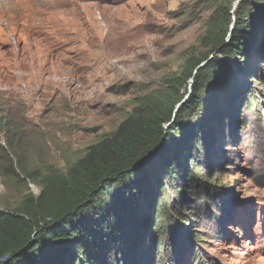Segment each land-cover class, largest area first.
Returning <instances> with one entry per match:
<instances>
[{
	"label": "rangeland",
	"instance_id": "1",
	"mask_svg": "<svg viewBox=\"0 0 264 264\" xmlns=\"http://www.w3.org/2000/svg\"><path fill=\"white\" fill-rule=\"evenodd\" d=\"M236 3L0 1V211H32L161 99L152 196L94 263L149 264L152 246V264H264V0ZM204 61L200 108L184 116Z\"/></svg>",
	"mask_w": 264,
	"mask_h": 264
},
{
	"label": "trees",
	"instance_id": "2",
	"mask_svg": "<svg viewBox=\"0 0 264 264\" xmlns=\"http://www.w3.org/2000/svg\"><path fill=\"white\" fill-rule=\"evenodd\" d=\"M237 47L232 44L228 49ZM203 71L201 68L194 77L195 97L183 106L184 116L200 108L201 101L196 95L204 86ZM159 100H146L138 117L127 120L114 136L90 147L70 178L54 181L55 189L49 193L51 185L47 184L44 192L47 199H37L32 211L25 214L0 211V264H69L76 253L80 256L79 264H95L97 255L106 246L120 242L123 231L130 222H138V215L152 196L145 171L154 160L145 168L142 165L165 140L166 134L159 131L170 121L163 117ZM4 125V121L0 122L1 129ZM177 126L175 133L184 131L182 125ZM143 215L144 224L149 218L148 214ZM147 227L148 223L146 230ZM151 249L150 254H140L137 259L145 260L149 254L150 264L154 253L152 246Z\"/></svg>",
	"mask_w": 264,
	"mask_h": 264
},
{
	"label": "water",
	"instance_id": "3",
	"mask_svg": "<svg viewBox=\"0 0 264 264\" xmlns=\"http://www.w3.org/2000/svg\"><path fill=\"white\" fill-rule=\"evenodd\" d=\"M238 1L240 2V0H237V3H238ZM207 63V61H204L203 63H201L199 66H197V68H196V70H195V72H194V77H195V75H196V73H197V71L198 70H200L202 67H204L205 66V64ZM185 102V100L183 101V103ZM182 103V104H183ZM165 143V140L164 141H162L161 143H160V145L157 147V148H155L149 155H148V157L147 158H145V161H144V164L142 165L144 168L145 167H147L157 156H158V151L162 148V146L163 145H165L164 144ZM27 248V247H26ZM26 248H24L20 253H22Z\"/></svg>",
	"mask_w": 264,
	"mask_h": 264
},
{
	"label": "bare ground",
	"instance_id": "4",
	"mask_svg": "<svg viewBox=\"0 0 264 264\" xmlns=\"http://www.w3.org/2000/svg\"><path fill=\"white\" fill-rule=\"evenodd\" d=\"M238 3H239V1H238ZM238 3H236V4H238Z\"/></svg>",
	"mask_w": 264,
	"mask_h": 264
},
{
	"label": "clouds",
	"instance_id": "5",
	"mask_svg": "<svg viewBox=\"0 0 264 264\" xmlns=\"http://www.w3.org/2000/svg\"><path fill=\"white\" fill-rule=\"evenodd\" d=\"M0 1H3V0H0Z\"/></svg>",
	"mask_w": 264,
	"mask_h": 264
}]
</instances>
